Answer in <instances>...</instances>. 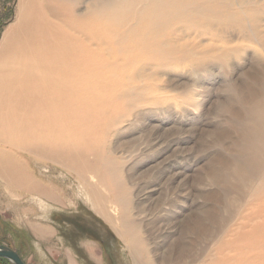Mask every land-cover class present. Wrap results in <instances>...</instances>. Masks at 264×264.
Wrapping results in <instances>:
<instances>
[{
    "label": "rangeland",
    "instance_id": "374dc122",
    "mask_svg": "<svg viewBox=\"0 0 264 264\" xmlns=\"http://www.w3.org/2000/svg\"><path fill=\"white\" fill-rule=\"evenodd\" d=\"M35 1L46 15L47 0ZM55 1L73 14L95 5ZM16 6L0 0V36ZM216 7L191 18L208 24L160 32L158 45L112 46L110 89L123 94L94 105L79 127L87 135L68 145L98 156L105 213L74 171L17 153L16 178L54 199L13 186V177L11 185L0 170V244L26 264H135L122 239L127 222L147 264H264V184L244 164L248 112L264 100V0Z\"/></svg>",
    "mask_w": 264,
    "mask_h": 264
},
{
    "label": "bare ground",
    "instance_id": "6f19581e",
    "mask_svg": "<svg viewBox=\"0 0 264 264\" xmlns=\"http://www.w3.org/2000/svg\"><path fill=\"white\" fill-rule=\"evenodd\" d=\"M44 2L46 15L37 12L35 0H17L15 21L0 36V170L12 185V177L21 169L19 161L15 164L17 153L49 158L74 171L90 201L105 213L107 196L99 189L103 177L98 156L90 159L80 151L72 152L68 145L87 135L79 127H86L94 105L104 107L112 101L111 96L114 99L123 94L110 89L112 46L150 45L155 39L158 45L160 32L178 25H206L210 17L194 22L191 18L221 8L216 7L217 0H95L87 13L73 14L62 2ZM51 17H60V24ZM248 120L252 129L244 164L249 167V176L263 185L264 100L248 112ZM3 160L12 163L4 166ZM87 172L99 180L93 183L92 176L86 178ZM14 181L15 187L25 185L44 198L54 199L51 190L26 185L18 178ZM123 225L122 239L134 263L145 264L127 222Z\"/></svg>",
    "mask_w": 264,
    "mask_h": 264
},
{
    "label": "water",
    "instance_id": "95a60500",
    "mask_svg": "<svg viewBox=\"0 0 264 264\" xmlns=\"http://www.w3.org/2000/svg\"><path fill=\"white\" fill-rule=\"evenodd\" d=\"M0 257L5 258L9 260L12 264H26L21 259L19 254L16 252V250L4 245L0 244Z\"/></svg>",
    "mask_w": 264,
    "mask_h": 264
},
{
    "label": "clouds",
    "instance_id": "9594fccd",
    "mask_svg": "<svg viewBox=\"0 0 264 264\" xmlns=\"http://www.w3.org/2000/svg\"><path fill=\"white\" fill-rule=\"evenodd\" d=\"M225 107L227 108V107H228V105L226 104V105H225Z\"/></svg>",
    "mask_w": 264,
    "mask_h": 264
}]
</instances>
